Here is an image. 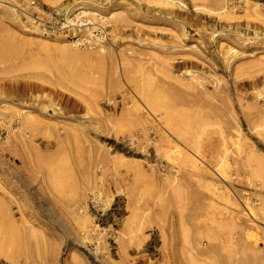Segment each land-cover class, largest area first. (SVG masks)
I'll use <instances>...</instances> for the list:
<instances>
[{
  "label": "rangeland",
  "instance_id": "1",
  "mask_svg": "<svg viewBox=\"0 0 264 264\" xmlns=\"http://www.w3.org/2000/svg\"><path fill=\"white\" fill-rule=\"evenodd\" d=\"M4 231L0 264H264V0H0Z\"/></svg>",
  "mask_w": 264,
  "mask_h": 264
},
{
  "label": "bare ground",
  "instance_id": "2",
  "mask_svg": "<svg viewBox=\"0 0 264 264\" xmlns=\"http://www.w3.org/2000/svg\"><path fill=\"white\" fill-rule=\"evenodd\" d=\"M10 48H12V47H10ZM148 96L149 94H148V91H145V96ZM181 98V97H180ZM183 98V97H182ZM151 99V98H150ZM151 100H153V102H155L154 101V99L152 98ZM153 102L151 103V104H153ZM156 103H154L153 105H155ZM152 105V106H153ZM178 133H180L181 135H182V133H181V131L180 130H177V134ZM186 137V136H185ZM187 138V137H186ZM189 138V137H188ZM187 138V139H188ZM192 138V137H191ZM190 139V138H189ZM194 140V139H193ZM192 141V140H191ZM194 142V144H196L195 146L198 148V149H200V146H199V144H201V146L203 145L202 143H199V142H195V141H193ZM201 142V141H200ZM193 144V143H192ZM204 144H205V142H204ZM193 146V145H192ZM191 146V147H192ZM204 146V145H203ZM203 148V147H202ZM201 148V149H202ZM205 149H206V144H205V147H204ZM203 148V149H204ZM180 148H178V150H179ZM178 150H175V152L177 153L178 152ZM196 151H197V149H196ZM201 151V150H200ZM204 151H206V150H204ZM209 151V150H208ZM207 151V152H208ZM179 152H181V150H179ZM199 152V151H198ZM210 152V151H209ZM212 153V152H211ZM210 153V154H211ZM215 154V153H214ZM213 154V155H214ZM182 155L183 154H181V157H182ZM209 155V154H208ZM178 156H179V153H178ZM184 157H185V155H183ZM210 156V155H209ZM211 156H212V154H211ZM186 157H187V155H186ZM187 158H189V156L187 157ZM1 232H3V231H1ZM1 232H0V235H1ZM3 236V237H2ZM18 238H17V234L14 232V231H4V234L3 235H1L0 236V257H2V258H5L6 260H10V259H12V251H10L7 247H6V245L7 244H12V245H14V246H17L18 245Z\"/></svg>",
  "mask_w": 264,
  "mask_h": 264
}]
</instances>
